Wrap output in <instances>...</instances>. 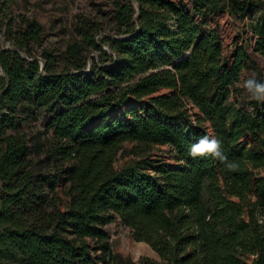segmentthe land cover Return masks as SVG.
I'll return each instance as SVG.
<instances>
[{
	"label": "trees",
	"instance_id": "obj_1",
	"mask_svg": "<svg viewBox=\"0 0 264 264\" xmlns=\"http://www.w3.org/2000/svg\"><path fill=\"white\" fill-rule=\"evenodd\" d=\"M9 1L0 0L11 44L0 48V264L129 263L105 228L116 218L165 264H264V101L239 84L246 70L264 77L248 39L225 54L207 23L226 10L264 52V0H114L115 34L97 37L100 22L80 18L61 51L42 46V24ZM43 111L45 139L23 127ZM205 135L238 170L190 155ZM125 141L168 144L175 163L148 153L117 168Z\"/></svg>",
	"mask_w": 264,
	"mask_h": 264
},
{
	"label": "rangeland",
	"instance_id": "obj_2",
	"mask_svg": "<svg viewBox=\"0 0 264 264\" xmlns=\"http://www.w3.org/2000/svg\"><path fill=\"white\" fill-rule=\"evenodd\" d=\"M190 2L191 0H183V3L190 4ZM9 10L13 14L25 13L36 18L43 27L42 46L54 51L63 50L68 41L79 36L77 25L80 18L95 19L100 22V31L97 37L102 36L104 33L115 34L114 0H10ZM207 23L220 30L225 54H230L234 39L237 38L239 42L243 38L248 39L250 53L260 67L264 77V52L252 50L250 47L252 41L249 42L250 33L248 27L241 20L223 10L207 16ZM4 30L5 25H2L0 28V46L8 41ZM104 47L108 48L106 44H104ZM255 77H258L255 71H243L239 84L244 86L246 80ZM161 91H166V89H161ZM244 91L248 92L246 88ZM191 111H197V108L192 107ZM49 115L50 113L43 111L35 120L24 122L23 127L30 133L40 131L41 133H37V135L39 134L41 139H45L49 134V132L45 133V123ZM191 120H195V116L192 114ZM135 144L134 141L123 142L114 159L115 167L119 168L131 160L148 153L153 158L160 157L171 164L175 163L168 144H154L147 151L135 150ZM36 155L34 151L31 152L32 157L36 158ZM63 188L62 184L56 186L58 193L66 201L68 198L64 194ZM105 228L110 234L109 241L113 250L119 253L126 262H129L126 264H138L137 261H141V259L155 264H165L162 260H153L147 256L143 249V246L146 247L142 243L143 241L134 239L130 227L124 225L119 218L107 223ZM137 249H140L141 252L136 251ZM250 262L251 259L249 258L248 263Z\"/></svg>",
	"mask_w": 264,
	"mask_h": 264
},
{
	"label": "clouds",
	"instance_id": "obj_3",
	"mask_svg": "<svg viewBox=\"0 0 264 264\" xmlns=\"http://www.w3.org/2000/svg\"><path fill=\"white\" fill-rule=\"evenodd\" d=\"M246 90L252 95V98L257 101H264V83L258 82L256 79H248L244 83ZM190 155L195 157H212L223 163L230 171L238 170V164L234 161H229L227 156L222 151L221 141L215 137L205 135L201 137L197 143L193 144L190 149Z\"/></svg>",
	"mask_w": 264,
	"mask_h": 264
},
{
	"label": "crops",
	"instance_id": "obj_4",
	"mask_svg": "<svg viewBox=\"0 0 264 264\" xmlns=\"http://www.w3.org/2000/svg\"><path fill=\"white\" fill-rule=\"evenodd\" d=\"M145 244L146 247L143 246V249L145 251V254L147 256H149L150 258H152L153 260H161L159 254L147 243V242H142ZM136 251H138L139 253L141 252L140 249H137Z\"/></svg>",
	"mask_w": 264,
	"mask_h": 264
},
{
	"label": "water",
	"instance_id": "obj_5",
	"mask_svg": "<svg viewBox=\"0 0 264 264\" xmlns=\"http://www.w3.org/2000/svg\"><path fill=\"white\" fill-rule=\"evenodd\" d=\"M10 42L6 41L5 43L2 44V46H0V48H10Z\"/></svg>",
	"mask_w": 264,
	"mask_h": 264
},
{
	"label": "built area",
	"instance_id": "obj_6",
	"mask_svg": "<svg viewBox=\"0 0 264 264\" xmlns=\"http://www.w3.org/2000/svg\"><path fill=\"white\" fill-rule=\"evenodd\" d=\"M137 262H138V264H139V263H141V264H155V263H153V262L143 261L142 259H141V261H137Z\"/></svg>",
	"mask_w": 264,
	"mask_h": 264
}]
</instances>
